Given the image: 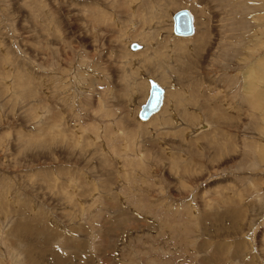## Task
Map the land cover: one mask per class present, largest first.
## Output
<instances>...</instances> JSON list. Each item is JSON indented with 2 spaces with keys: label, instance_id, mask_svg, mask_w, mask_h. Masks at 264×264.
<instances>
[{
  "label": "rangeland",
  "instance_id": "374dc122",
  "mask_svg": "<svg viewBox=\"0 0 264 264\" xmlns=\"http://www.w3.org/2000/svg\"><path fill=\"white\" fill-rule=\"evenodd\" d=\"M260 93L264 0H0V264H264Z\"/></svg>",
  "mask_w": 264,
  "mask_h": 264
},
{
  "label": "water",
  "instance_id": "95a60500",
  "mask_svg": "<svg viewBox=\"0 0 264 264\" xmlns=\"http://www.w3.org/2000/svg\"><path fill=\"white\" fill-rule=\"evenodd\" d=\"M173 32L177 36H191L196 32L195 18L189 9H180L173 14ZM143 45L138 42L130 44L131 50L142 49ZM149 95L145 103L140 106L139 119L147 121L151 116L161 110L165 100V88L149 76Z\"/></svg>",
  "mask_w": 264,
  "mask_h": 264
},
{
  "label": "bare ground",
  "instance_id": "6f19581e",
  "mask_svg": "<svg viewBox=\"0 0 264 264\" xmlns=\"http://www.w3.org/2000/svg\"><path fill=\"white\" fill-rule=\"evenodd\" d=\"M64 18V17H63ZM62 23V22H61ZM65 30V29H64ZM68 31V30H67ZM68 33V32H67ZM31 39V38H30ZM181 40V39H180ZM184 41H186L185 39H183ZM87 42V41H86ZM89 43L91 42V41H88ZM132 42H138V41H131L130 43H129V48H130V44L132 43ZM138 43H140V44H142L143 45V48H145V44L144 43H142V42H138ZM180 43V42H179ZM211 44H212V42L211 43H209V47L211 46ZM26 45V44H25ZM202 45V44H201ZM10 46V45H9ZM203 46V45H202ZM23 47H24V44H23ZM26 47V46H25ZM30 47V46H29ZM32 47V46H31ZM208 47V48H209ZM28 48V47H27ZM199 48V47H198ZM22 49V48H21ZM25 49V48H24ZM201 49V48H200ZM199 49V50H200ZM201 51V50H200ZM198 52V51H197ZM36 53H37V51H36ZM35 53V55L37 56L38 54H36ZM201 54V53H200ZM199 53H198V55H200ZM37 57H39V56H37ZM200 58H201V55H200V57L198 58L199 59V61L201 62V60H200ZM21 64V63H20ZM188 69V68H187ZM250 69H251V67H250ZM251 71H253V69L251 70ZM255 71V70H254ZM247 72V71H246ZM256 72V71H255ZM257 73V72H256ZM149 77V76H148ZM148 84V83H147ZM248 84V83H247ZM250 84V83H249ZM98 85V84H97ZM209 87H210V85H209ZM166 89V88H165ZM246 89H248L247 87H246ZM197 91V90H196ZM94 93H96V94H98L99 96H101L102 98H105L104 97V95H103V93H98V91H97V88H95V91H93ZM195 92V91H194ZM165 96H166V93H165ZM203 96H204V98H206V96H209L210 98H212V100H214L216 97H214L213 96V94H210L209 93V91L205 88V93L203 94ZM258 97H259V100H260V104L262 105L263 103H264V93H260V94H258L257 95ZM107 99V98H106ZM247 99V98H246ZM101 100V99H100ZM146 100H147V98H146ZM146 100H145V102H146ZM248 100V99H247ZM144 102V103H145ZM56 103V102H55ZM143 104V103H142ZM141 104V105H142ZM164 104H165V100H164V103H163V105H162V107L164 106ZM140 105V106H141ZM161 107V108H162ZM184 107V106H183ZM63 109V108H62ZM201 109V108H200ZM67 110V109H66ZM205 110H207V108H205ZM230 110V109H229ZM239 110V109H238ZM210 112H211V110H210ZM213 112L214 111H212L211 112V115H213ZM228 112V111H227ZM232 112V111H231ZM237 112V111H236ZM240 112H241V110H240ZM215 113V112H214ZM234 113V112H233ZM242 113V112H241ZM218 114V113H217ZM236 115H237V113H235ZM105 115H107V114H105ZM210 115V114H209ZM226 115H228V114H226ZM225 115V116H226ZM239 115V114H238ZM219 116V115H218ZM152 117V116H151ZM229 117H231V115H229ZM228 117V118H229ZM233 117V116H232ZM238 117V116H237ZM190 119H192V116H190L189 117ZM224 118V117H223ZM234 118V117H233ZM150 119V118H149ZM148 119V120H149ZM264 120V119H263ZM205 126H207V125H205ZM201 127V126H200ZM202 127H204V125L202 126ZM201 137V136H200ZM174 181V180H173ZM172 182V181H171ZM178 182V181H177ZM218 183V182H217ZM228 186H229V184H228ZM212 187V186H211ZM233 189V188H232ZM214 191V190H213ZM214 193H216V192H214ZM220 193V192H219ZM218 193V194H219ZM15 197V196H14ZM1 202V201H0ZM12 202V201H11ZM158 205V204H157ZM93 206H94V204H93ZM144 207V206H143ZM149 207V206H148ZM148 207L146 208V209H148ZM157 207V206H156ZM151 208H152V206H151ZM154 208V207H153ZM73 210V209H72ZM100 210V209H99ZM238 211H239V209H238ZM70 212H72V211H70ZM239 212H241V211H239ZM75 213V212H74ZM74 213H73V215H74ZM165 213V212H164ZM236 213V212H235ZM69 214H72V213H69ZM76 215V214H75ZM229 215V214H228ZM227 215V216H228ZM233 215V214H232ZM5 216V215H4ZM35 216V215H34ZM37 216V215H36ZM36 216H35V218H36ZM42 216H43V214H42ZM79 216V215H78ZM202 216V215H201ZM237 216H241L240 214H236V217ZM44 217V216H43ZM63 217V216H62ZM209 217V216H208ZM226 217V216H225ZM235 217V218H236ZM47 218V217H46ZM93 218V217H92ZM66 219V218H65ZM227 219H229V218H227ZM47 220V219H46ZM67 220V219H66ZM70 220V219H69ZM237 221H239L238 219H237ZM226 222V221H225ZM224 222V223H225ZM229 222V221H228ZM48 223V222H47ZM59 224V223H58ZM62 225V224H61ZM229 226L227 227V228H224L223 227V225L222 226H220L219 228L221 229V227H223L224 229H225V232L227 233V235L229 236V234H232V233H235V231L237 230V228H239L241 225L240 224H236V226L237 227H235V226H232L231 224H228ZM37 226V225H36ZM59 226V225H58ZM64 227V226H63ZM62 228V227H61ZM26 229H29V228H27L26 227ZM92 229V228H91ZM63 230V229H62ZM75 230H77V229H75ZM219 230V229H218ZM227 230H230L229 232H227ZM64 231V230H63ZM98 231V230H97ZM222 231V230H221ZM239 231V230H238ZM83 232H85V231H83ZM83 232H81V234L83 233ZM232 232V233H231ZM217 233V232H216ZM223 233V232H222ZM239 233V232H238ZM23 235V234H22ZM221 235H223V234H221ZM257 235V234H256ZM261 235V234H260ZM81 236V235H80ZM85 236V235H84ZM166 236V235H165ZM31 237V236H30ZM76 238H77V236H76ZM166 238V237H165ZM79 239V238H78ZM173 239V238H172ZM129 241H130V239H129ZM166 241H167V239H166ZM262 241H263V238H262ZM262 241H260V242H262ZM243 241H237V244H236V247H243ZM261 244V243H260ZM129 245V244H128ZM221 245V244H220ZM259 245V244H258ZM245 246H246V244H245ZM247 248V247H246ZM245 248V250H247ZM260 248V247H259ZM206 249V248H205ZM243 249H244V247H243ZM242 249V250H243ZM244 250V251H245ZM249 251H250V249H249ZM27 253V252H26ZM260 256V255H259ZM242 257V256H241ZM36 260V259H35ZM18 263V262H17ZM60 264H62V261L60 262ZM261 264V263H260Z\"/></svg>",
  "mask_w": 264,
  "mask_h": 264
}]
</instances>
